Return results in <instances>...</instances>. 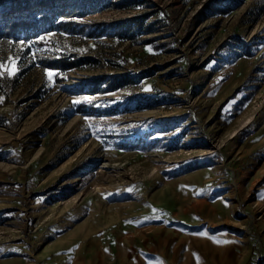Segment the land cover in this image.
Segmentation results:
<instances>
[{
	"label": "rangeland",
	"instance_id": "obj_1",
	"mask_svg": "<svg viewBox=\"0 0 264 264\" xmlns=\"http://www.w3.org/2000/svg\"><path fill=\"white\" fill-rule=\"evenodd\" d=\"M22 11L0 264H264V0H0Z\"/></svg>",
	"mask_w": 264,
	"mask_h": 264
},
{
	"label": "snow or ice",
	"instance_id": "obj_2",
	"mask_svg": "<svg viewBox=\"0 0 264 264\" xmlns=\"http://www.w3.org/2000/svg\"><path fill=\"white\" fill-rule=\"evenodd\" d=\"M38 39L43 41L46 39V37L41 36ZM20 44L22 46L24 44V42L21 41ZM19 59H20V57L18 55L15 57H8L7 58V61H8L7 65L3 61H0V78L5 77V76H7V77L15 76L19 72V67H18ZM33 59H35L34 53H33ZM13 65H15V66H13ZM46 75L48 76L49 79H52L53 76L56 75V73L46 70ZM2 101H3V97H0V102H2ZM73 103L74 104L80 103V101L74 100ZM85 119H87V117ZM156 218L158 219L159 217H156ZM145 219H147V218H145Z\"/></svg>",
	"mask_w": 264,
	"mask_h": 264
},
{
	"label": "trees",
	"instance_id": "obj_3",
	"mask_svg": "<svg viewBox=\"0 0 264 264\" xmlns=\"http://www.w3.org/2000/svg\"><path fill=\"white\" fill-rule=\"evenodd\" d=\"M23 9H25V8H23ZM31 11H36V8H34V7L31 8ZM25 13H27V12L22 11V12H19L16 16H12L10 18L0 17V21L7 22V23H19V22H21L22 19H24Z\"/></svg>",
	"mask_w": 264,
	"mask_h": 264
}]
</instances>
